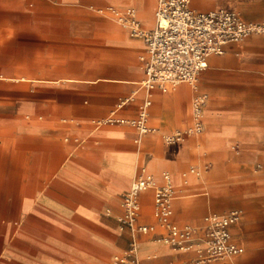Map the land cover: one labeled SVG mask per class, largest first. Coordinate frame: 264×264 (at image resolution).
Masks as SVG:
<instances>
[{"label":"crops","instance_id":"1","mask_svg":"<svg viewBox=\"0 0 264 264\" xmlns=\"http://www.w3.org/2000/svg\"><path fill=\"white\" fill-rule=\"evenodd\" d=\"M195 12L264 23V0H189ZM156 0H0V264H193L202 242L167 243L153 189L139 193L133 236L124 194L136 178L174 189L172 220L199 226L239 210L243 251L208 264H264V31L210 54L194 84L147 91L146 44L118 22L134 8L154 26ZM204 96L201 130L191 102ZM180 132L178 138H170Z\"/></svg>","mask_w":264,"mask_h":264},{"label":"built area","instance_id":"2","mask_svg":"<svg viewBox=\"0 0 264 264\" xmlns=\"http://www.w3.org/2000/svg\"><path fill=\"white\" fill-rule=\"evenodd\" d=\"M116 18L131 36L142 37L146 44V54L141 56L144 62L145 77L142 81L147 91L140 106L138 116L133 119H120L135 126L140 133L150 130L147 126V108L150 105V90L167 87L180 82L194 84L199 73L206 66L210 54H220L228 42H240L251 33L264 31V23L244 21L236 12H195L189 6V0H156L154 26L144 28L137 18L134 8L116 11ZM205 102L204 96L192 99L191 109L194 123L185 133L199 132V116ZM180 132L170 138H178ZM148 188L153 189V215L162 226L163 239L170 245L184 251L190 250L195 242H202L197 249L193 264H208L222 258L239 254L243 248L231 239L230 225L240 218L239 210L228 213L208 214L199 226L180 225L172 220V201L174 189L167 173L162 174V182L157 183L145 174L132 181L124 194L125 215L123 223L135 236L137 233L148 234L156 231V224H139L137 222L140 203L139 193ZM128 264H148L132 259Z\"/></svg>","mask_w":264,"mask_h":264}]
</instances>
